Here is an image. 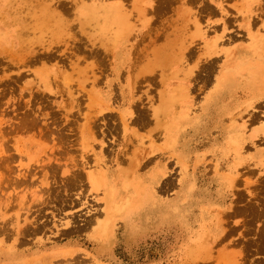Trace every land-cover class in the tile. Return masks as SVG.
I'll return each mask as SVG.
<instances>
[{
    "label": "rangeland",
    "instance_id": "obj_1",
    "mask_svg": "<svg viewBox=\"0 0 264 264\" xmlns=\"http://www.w3.org/2000/svg\"><path fill=\"white\" fill-rule=\"evenodd\" d=\"M253 28L264 0H0V264H264V103L187 126L186 158L177 138L217 80L242 99ZM73 165L87 183L67 195Z\"/></svg>",
    "mask_w": 264,
    "mask_h": 264
},
{
    "label": "bare ground",
    "instance_id": "obj_2",
    "mask_svg": "<svg viewBox=\"0 0 264 264\" xmlns=\"http://www.w3.org/2000/svg\"><path fill=\"white\" fill-rule=\"evenodd\" d=\"M44 7V6H43ZM106 9V8H105ZM108 9V8H107ZM51 10H49V12H50ZM46 12H47V10H46ZM107 12V11H106ZM51 13H52V11H51ZM47 14H49L48 12H47ZM106 14V13H105ZM105 14H103V16L105 15ZM43 16V15H42ZM45 16V15H44ZM44 16L42 17V18H44ZM49 16V15H48ZM48 18V17H47ZM50 19V18H49ZM48 19V20H49ZM43 21H44V19H43ZM30 22V21H29ZM44 22H48L47 20H45ZM58 27H60V25H58ZM61 28V27H60ZM14 34V33H13ZM115 40V39H114ZM2 42V41H1ZM115 42V41H114ZM173 46H174V44H173ZM184 46V45H183ZM182 49V48H181ZM93 52L95 51V50H92ZM136 51V50H135ZM157 52V51H156ZM96 53V52H95ZM192 53H193V51L192 50H188V52L186 53L187 54V56H191L192 55ZM139 54V53H138ZM165 55V54H164ZM142 57V56H141ZM161 57V56H160ZM171 58V57H170ZM157 60V59H156ZM168 61V60H167ZM170 61H172V60H170ZM138 62V61H137ZM158 62V61H157ZM164 62V61H163ZM157 64V63H156ZM159 64V63H158ZM157 64V65H158ZM154 66H155V64H153ZM161 65V64H160ZM165 65V64H164ZM209 65V64H208ZM210 65H212V64H210ZM153 66V67H154ZM141 67H143V66H140V68ZM157 67V66H156ZM165 67V66H164ZM208 67V66H207ZM144 68H145V66H144ZM169 68V67H168ZM143 69V68H142ZM148 70H149V68H147ZM134 70H136V69H134ZM133 70V71H134ZM138 70V69H137ZM209 70V69H208ZM207 70V71H208ZM211 70V69H210ZM132 71V72H133ZM147 70H146V68H145V71H143V73L142 74H140V75H142L143 76V74L144 73H147L146 72ZM142 72V71H141ZM165 72V71H164ZM135 75V74H134ZM138 75V74H137ZM163 76V75H162ZM144 77V76H143ZM206 78V77H205ZM219 79H221V78H219ZM222 80V79H221ZM134 81V80H133ZM207 81V80H206ZM218 82H219V80H217L216 81V87H217V89H212L209 93L207 92L206 93V95H205V97H204V99H203V101L201 102V104H200V107H199V113L197 114V115H195L194 117H191V116H188L187 114L185 115V118H184V120L182 121V123L180 124V126H178V129L181 131L182 130V128L184 129L185 128V130L186 131H184L183 133L181 132L180 133V135H179V137H177V138H179L178 140H179V143H180V147H179V150L181 151V155L183 156V158H186V154H188V152L191 150V147H190V142H191V140H192V138L190 137V135H191V131H190V129H191V127L192 126H195V129L196 130H198V129H206L207 127H209L208 125H207V123H208V121H209V117H210V115L212 114V112H217V114L218 115H220V113L223 115L224 113H228V112H230L231 114H234V112H235V110H236V108L237 107H239L242 103H245V104H249V103H254V102H261L262 104L264 103V101H262L261 99L262 98H264V82H263V84L262 83H260V77H259V75L258 74H256L255 76L254 75H252V78H251V80H249V82L246 84V85H241V84H238V85H234L233 87L234 88H236V87H238V88H241V90H242V93L244 94V95H242V99H240L238 96H236L235 94H231V95H234V96H236L235 98H232V100H230L229 101V103L227 104L226 103V101L225 100H223L224 98H222L221 97V95L219 94V91H223V89L222 88H225V86H227L226 85V81H225V79H223V81H221L219 84H218ZM218 84V85H217ZM134 88H135V86H134ZM133 92V91H132ZM234 93V92H233ZM208 94V95H207ZM165 96V95H164ZM207 96V97H206ZM163 97V96H162ZM87 98H88V95H87ZM90 98V97H89ZM138 98V97H137ZM140 98V97H139ZM173 98V97H172ZM165 99V98H164ZM173 99H175V98H173ZM229 99V98H228ZM90 100V99H89ZM133 100V99H132ZM137 100V99H136ZM162 100H163V98H162ZM132 102V101H131ZM134 102V101H133ZM133 102H132V104H133ZM174 102V101H173ZM165 103H166V101H165ZM174 103H176V102H174ZM132 104H131V106H132ZM160 104V103H159ZM168 104V103H167ZM167 104L165 105V106H167ZM173 104V103H172ZM136 105V104H135ZM134 105V106H135ZM170 104H168V106H169ZM246 106H248V105H246ZM251 106V105H250ZM255 106V105H254ZM158 107V106H157ZM134 109L136 108V107H133ZM159 108V107H158ZM247 108V107H246ZM165 110H166V108H165ZM188 110H190V106H188L187 107V110L185 111V112H188ZM193 110V109H192ZM159 111V110H158ZM158 111H156L157 113H159L160 114V111L158 112ZM168 111V110H167ZM140 112V111H139ZM152 113V112H151ZM139 114V113H138ZM137 114V115H138ZM144 114V113H143ZM252 114V113H251ZM141 116H142V114H140ZM169 115V114H168ZM252 115H254V114H252ZM237 116H239V115H237ZM254 116H256V115H254ZM254 116H252V117H254ZM140 117V116H139ZM139 117H137V118H139ZM145 117V116H144ZM135 118V117H134ZM143 118V117H142ZM249 118H251V117H249ZM211 119V118H210ZM253 120H254V118H252ZM19 120V119H18ZM134 120H136V119H134ZM148 120V119H147ZM190 120V123L191 124H187V125H184L186 122H188ZM224 120H225V118H224ZM252 120V121H253ZM26 121V120H25ZM24 121V122H25ZM69 121V120H68ZM139 121L141 122V121H143L142 119H140L139 118ZM231 121H233V120H231ZM19 122H20V120H19ZM72 122V121H71ZM132 122V121H131ZM135 122V121H134ZM138 122V121H137ZM144 122V121H143ZM146 123L148 122V121H145ZM144 122V123H145ZM155 122V121H154ZM26 123H28V122H26ZM139 123V122H138ZM143 123V124H144ZM145 123V124H146ZM160 123V122H159ZM227 123H229V122H227ZM58 124V123H57ZM136 124V123H135ZM141 124V123H140ZM158 124V123H157ZM25 125V124H24ZM27 125V124H26ZM142 125V124H141ZM160 125H161V123H160ZM214 125H216V126H220V125H227V128L228 129H225V130H222V133H225V138L224 139H226V138H229V137H236V130L234 131V129H235V127H236V125L235 124H233V123H229V124H225L224 122H223V119L221 118V116H220V118L219 119H217L216 120V122L214 123ZM57 126V125H56ZM187 126H190V129L188 130V128H187ZM158 127V126H157ZM61 129V128H60ZM169 130V129H168ZM238 130V129H237ZM53 131V130H52ZM50 132H51V130H50ZM48 133V132H47ZM58 134V133H57ZM60 134V133H59ZM61 135V134H60ZM59 135V136H60ZM62 136V135H61ZM176 138V137H175ZM62 139V138H61ZM223 139V140H224ZM137 140V139H136ZM200 140V139H199ZM222 140V141H223ZM127 141V140H126ZM194 141V140H193ZM135 141H133V143H134ZM127 145V144H126ZM130 145V144H129ZM132 145V144H131ZM130 145V146H131ZM201 146V145H200ZM125 147V146H124ZM196 147V146H195ZM128 148V147H127ZM129 149V148H128ZM127 149V150H128ZM131 150V149H130ZM110 151V150H109ZM122 151V150H121ZM129 151V150H128ZM110 153H111V151H110ZM120 153V152H119ZM118 153V154H119ZM131 153V152H130ZM137 153V152H136ZM126 154V153H125ZM125 154H123V155H125ZM126 156V155H125ZM127 156H131V155H127ZM169 156V155H168ZM229 156V155H228ZM224 158V157H223ZM222 158V159H223ZM119 159V158H118ZM148 159V158H147ZM182 159V158H181ZM226 160V159H225ZM125 161V160H124ZM130 161H131V159H130ZM149 161V160H148ZM222 162H224V161H222ZM156 163V162H155ZM5 164V163H4ZM46 165L45 166H47L48 167V165H50V163L48 164V163H45ZM48 164V165H47ZM43 166H44V164H42ZM52 165V164H51ZM50 165V168L52 169V170H55V168H57V166L55 165H53V166H51ZM80 165V164H79ZM85 165V164H84ZM132 166V165H131ZM36 167V166H35ZM67 167V166H66ZM65 167V169H63L64 171H63V173H65L66 174V172L68 173L69 172V174H67V175H69V177H67V175H66V177L64 178L65 179V181H63L64 183H62L63 184V186H64V189H66L65 191L67 192V190H72V189H77V188H80L82 185H83V173H84V166L83 165H81V166H75V165H73V166H71V168H72V170H70V171H68V168H66ZM87 167V166H86ZM37 168V167H36ZM70 168V169H71ZM30 169V168H29ZM43 169V168H42ZM59 169V168H58ZM31 170V169H30ZM32 171V170H31ZM43 171V170H42ZM27 172V171H26ZM87 172V171H86ZM110 173V172H109ZM49 174V173H48ZM86 174V176H87V180L89 181V183H90V185L89 186H91V188L94 186V184H96V177H94V175L95 174H93V173H85ZM31 175V174H30ZM9 176V175H8ZM15 177V176H14ZM21 178V177H20ZM86 178V177H85ZM157 178V177H156ZM159 178V177H158ZM25 179V178H24ZM110 179V178H109ZM116 179V178H115ZM9 180V179H8ZM36 180V179H35ZM51 180V179H50ZM86 180V179H85ZM152 180V179H151ZM7 181V180H6ZM9 181H11V179L9 180ZM25 181V180H24ZM31 181V180H30ZM104 181V180H103ZM54 182V181H53ZM62 182V181H61ZM85 182V181H84ZM105 182V181H104ZM148 182V181H147ZM85 183H87V182H85ZM11 184V183H10ZM15 184V183H14ZM22 184V183H21ZM99 184V183H98ZM107 184V183H106ZM88 185V184H87ZM8 186H9V183H8ZM154 186V185H153ZM19 187V186H18ZM50 187H51V189L53 188V186H51V183H50ZM57 188V187H56ZM90 188V187H89ZM154 188V187H153ZM55 189V188H54ZM63 189V190H64ZM81 189V188H80ZM43 190H45V187H44V189ZM46 190H48V189H46ZM56 190V189H55ZM86 190V189H85ZM91 190V189H90ZM93 190V192H95L94 191V189H92ZM121 190V189H120ZM52 191V190H51ZM74 191V190H73ZM72 191V192H73ZM44 192H46V191H44ZM58 192V191H57ZM78 192H79V190H78ZM84 192V191H83ZM88 192H90L89 190H88ZM47 193H48V191H47ZM81 193H82V191H81ZM81 193H79V195L77 196V198H76V196H75V199H76V201L74 200V198H73V205L75 204H78V206H80V208L81 209H87V205L88 204H91L90 203V201H89V199H87V195L86 194H81ZM85 193H87L86 191H85ZM236 193H237V191H236ZM53 194V193H52ZM65 194V193H64ZM67 195H68V192L66 193ZM90 194H92V193H90ZM61 196H62V194H60ZM70 195V194H69ZM89 195V194H88ZM95 195V194H94ZM258 195V194H257ZM71 196V195H70ZM87 196V197H86ZM58 197V196H57ZM60 197V196H59ZM58 197V198H59ZM69 197V196H68ZM95 197H98L97 195L95 196ZM106 197V196H105ZM260 198V197H259ZM39 199V198H38ZM51 199V198H50ZM49 199V200H50ZM67 199V196H64V197H62L61 198V203H62V205L64 204V203H66L65 202V200ZM72 199V198H71ZM93 199V198H92ZM95 199V198H94ZM104 199V198H103ZM102 199V200H103ZM52 200V199H51ZM69 201H72V200H70V198L68 199ZM96 200V199H95ZM98 200V199H97ZM46 201H48V200H46ZM93 201V200H92ZM110 201V200H109ZM54 202V201H53ZM89 202V203H88ZM94 202V201H93ZM104 202V201H103ZM107 202H108V200H107ZM248 203V202H247ZM252 203V202H251ZM44 204V203H43ZM95 204H96V201H95ZM94 204V205H95ZM102 204V203H101ZM252 204H254V203H252ZM257 204V203H256ZM41 205V204H40ZM61 205V206H62ZM93 205V204H92ZM247 205V204H246ZM249 205V204H248ZM89 206V205H88ZM252 206V205H251ZM251 206H249V207H251ZM255 206V205H254ZM253 206V207H254ZM257 206V205H256ZM67 207V206H66ZM91 207V206H90ZM244 208H241L240 210H242V209H247L248 210V206H243ZM258 207V206H257ZM63 208V207H62ZM260 208V207H259ZM89 209V208H88ZM64 210V209H63ZM83 210H81V212L83 211ZM90 210H93V208H91ZM87 211L86 210V213L88 212V213H90L91 211ZM239 210V209H238ZM240 210H239V212H240ZM246 210V211H247ZM249 210H251L252 212L254 211L252 208H250ZM236 211H237V209H236ZM235 211V212H236ZM243 211V210H242ZM255 211H256V209H255ZM74 212V211H73ZM257 212L258 211H256V215L257 216H255V217H258V215L259 214H257ZM84 212H82V215H84L83 214ZM94 213H96V212H91V214H89V215H86L85 214V216H84V218L82 219V221L84 222L81 226H83L84 227V225H91V224H93L94 222H96L97 223V220L95 219L96 217L94 216ZM102 213V212H101ZM100 213V214H101ZM259 213V212H258ZM71 214V213H70ZM78 215H80V214H78V213H75V214H73L71 217H72V219L74 220L73 221V223L77 220V217H78ZM69 216V215H68ZM67 216V217H68ZM260 216V215H259ZM53 217V216H52ZM131 215L130 214H126V222H125V225H126V229L128 230V233L131 231V229H132V227H133V221H134V218L133 217H131ZM69 218V217H68ZM69 219H71V218H69ZM255 219V218H254ZM81 220V219H80ZM123 220V219H122ZM102 222V221H101ZM41 223V222H40ZM44 224V223H43ZM68 224V223H67ZM98 224V226H99V229L100 230H103V229H106L107 228V226H108V222H102V223H100V222H98L97 223ZM16 225V224H15ZM18 225V224H17ZM68 225H70V224H68ZM249 225V224H248ZM19 226V225H18ZM28 226V225H27ZM26 226V227H27ZM41 227H43L42 225H40ZM76 226H78V228H80V226L79 225H76ZM4 227V226H3ZM25 227V228H26ZM41 227H39L38 225H36L35 227H34V229L32 228V232H31V234H34V231H36V232H38L40 229H41ZM44 227H45V225H44ZM43 227V228H44ZM29 228V227H28ZM2 229V228H1ZM23 229V228H22ZM77 229V228H76ZM3 230V229H2ZM29 231L31 230V229H28ZM42 230V229H41ZM70 230H71V228H70ZM73 230H75V228L73 229ZM79 230V229H78ZM26 231V230H25ZM76 231V230H75ZM22 233L24 234V230H22ZM16 234H17V232H16ZM4 236V235H3ZM2 236V237H3ZM256 238V237H255ZM6 239H4V241H5ZM24 240V239H23ZM254 240V239H253ZM258 240V239H257ZM20 241H22V240H20ZM248 241V240H247ZM246 241V242H247ZM250 241V240H249ZM257 242V241H256ZM2 243V242H1ZM254 244H255V241L253 242ZM245 245H248V244H245ZM264 245V244H263ZM262 244H259L258 243V248H259V246H263ZM256 246V247H257ZM1 248H2V250H3V247L2 246H0ZM246 247V246H245ZM257 249V248H256ZM260 250H261V248H259ZM259 249H257V252L259 251ZM263 249H264V246H263ZM7 251V250H6ZM262 252H263V250H261ZM1 253V252H0Z\"/></svg>",
    "mask_w": 264,
    "mask_h": 264
},
{
    "label": "crops",
    "instance_id": "obj_3",
    "mask_svg": "<svg viewBox=\"0 0 264 264\" xmlns=\"http://www.w3.org/2000/svg\"><path fill=\"white\" fill-rule=\"evenodd\" d=\"M258 26V24L256 25ZM261 28V27H260ZM251 32L253 33L252 38L247 37L246 35L245 38L241 41H239L238 43H242V47L246 46L247 44H250L251 41H253V52L250 53L246 58H247V62L253 63V67H255L256 72H258V75L260 77V83L263 84L264 82V30L263 29H259L256 30V28H253L251 30ZM252 54V56H251ZM249 64V63H248ZM264 98H262L261 100H263ZM258 137H255L254 139L256 140ZM264 151V149H263ZM256 168L260 167L262 168L263 165L260 164H256L255 165Z\"/></svg>",
    "mask_w": 264,
    "mask_h": 264
}]
</instances>
